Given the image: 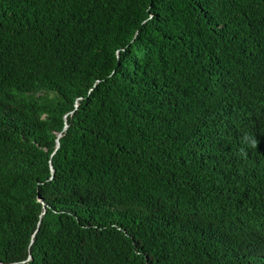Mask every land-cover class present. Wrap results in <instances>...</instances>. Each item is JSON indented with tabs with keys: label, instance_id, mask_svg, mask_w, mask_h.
I'll use <instances>...</instances> for the list:
<instances>
[{
	"label": "trees",
	"instance_id": "obj_1",
	"mask_svg": "<svg viewBox=\"0 0 264 264\" xmlns=\"http://www.w3.org/2000/svg\"><path fill=\"white\" fill-rule=\"evenodd\" d=\"M0 264H264V0H0Z\"/></svg>",
	"mask_w": 264,
	"mask_h": 264
},
{
	"label": "water",
	"instance_id": "obj_2",
	"mask_svg": "<svg viewBox=\"0 0 264 264\" xmlns=\"http://www.w3.org/2000/svg\"><path fill=\"white\" fill-rule=\"evenodd\" d=\"M77 107H78V106H77ZM67 128H68V125H66L64 131H66ZM61 137H62V133L58 134V138H57V150H58V149L60 148V146H61V142H60ZM54 172H55V171H54V169L52 168V174H54ZM29 259H31V257H30Z\"/></svg>",
	"mask_w": 264,
	"mask_h": 264
}]
</instances>
